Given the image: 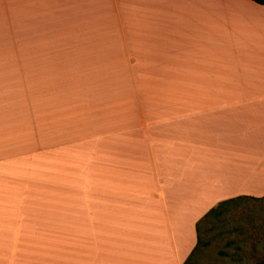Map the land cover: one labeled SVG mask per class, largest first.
I'll list each match as a JSON object with an SVG mask.
<instances>
[{"label":"crops","instance_id":"obj_1","mask_svg":"<svg viewBox=\"0 0 264 264\" xmlns=\"http://www.w3.org/2000/svg\"><path fill=\"white\" fill-rule=\"evenodd\" d=\"M19 12H28L29 24L43 22L29 28L28 44L59 43L76 54L73 74L43 67L37 76L44 105L28 108L34 134L25 144L43 148L25 155L52 163L53 176L75 178L74 233L59 234L75 240L74 264H184L197 244L196 223L211 208L264 200V6L0 0V48L5 26L18 36ZM49 12H74L56 41ZM64 81H74L67 105Z\"/></svg>","mask_w":264,"mask_h":264},{"label":"rangeland","instance_id":"obj_2","mask_svg":"<svg viewBox=\"0 0 264 264\" xmlns=\"http://www.w3.org/2000/svg\"><path fill=\"white\" fill-rule=\"evenodd\" d=\"M73 14L49 12L52 40H57L60 26L74 24ZM18 21L12 27L18 36L11 39L8 24L0 48V150L6 151L3 157L9 160L3 162L6 182L3 184L0 264H59L60 249L65 250L62 256L67 259L61 264H74L75 240L67 236L60 239L59 234L74 233L75 178L73 175L53 176L57 169L49 166L52 163L25 155L29 152L26 149L39 148L37 151L43 152V148L25 144L34 134L31 128L34 121L28 119V108L32 112L35 107L41 112L44 105L42 93L38 92L44 86L37 76L43 67L54 76L73 74L76 54L74 49L57 47L59 43L28 44L26 39L33 34L28 33L29 28L41 29L39 23L43 22L35 19L29 24L28 12H19ZM101 70L100 66L93 69L94 72ZM61 83L66 94L63 101L67 105L73 99L74 91L69 89H74V81ZM49 102H59V95H51ZM38 138L41 141L39 135ZM43 164L47 166L44 173L41 171ZM39 168L41 170L37 171ZM47 175L51 176L42 179ZM228 209L223 219L201 226L202 243L186 264H256L261 258L264 253V200L240 199ZM204 242L207 245H203Z\"/></svg>","mask_w":264,"mask_h":264},{"label":"trees","instance_id":"obj_3","mask_svg":"<svg viewBox=\"0 0 264 264\" xmlns=\"http://www.w3.org/2000/svg\"><path fill=\"white\" fill-rule=\"evenodd\" d=\"M255 2L256 4H259L261 6H264V0H251ZM241 198H235V199H229L220 202L216 207L211 208L197 223H196V231H197V244L196 247L194 248V251L192 252V255L186 260L184 264H186L191 257L194 255L195 251L198 249L199 245L202 243L201 242V236H200V228L202 225H205L207 222L211 221H219L224 218V215L229 213V205L234 204L236 201L240 200ZM228 207V208H227ZM212 223V222H211ZM203 245H207L206 242H204ZM256 264H264V253L259 258V260L256 262Z\"/></svg>","mask_w":264,"mask_h":264}]
</instances>
